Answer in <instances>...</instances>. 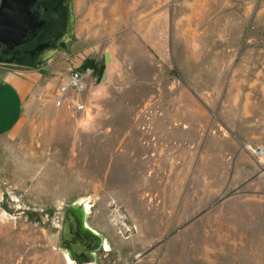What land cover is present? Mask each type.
<instances>
[{
    "label": "rangeland",
    "instance_id": "obj_1",
    "mask_svg": "<svg viewBox=\"0 0 264 264\" xmlns=\"http://www.w3.org/2000/svg\"><path fill=\"white\" fill-rule=\"evenodd\" d=\"M139 7L167 14V52L102 46L126 59L112 116L58 132L39 110L0 137V264H264V0Z\"/></svg>",
    "mask_w": 264,
    "mask_h": 264
},
{
    "label": "crops",
    "instance_id": "obj_2",
    "mask_svg": "<svg viewBox=\"0 0 264 264\" xmlns=\"http://www.w3.org/2000/svg\"><path fill=\"white\" fill-rule=\"evenodd\" d=\"M85 1V16L84 13L79 16V41L73 43L70 51L58 52L37 67L0 64V137L22 135L32 114L39 110L56 111L58 132L71 125L73 133H84L97 125L100 118L112 116L113 108L109 104L124 99L120 91L126 59H115L107 54L109 63L101 80L94 71L85 72L89 75L88 90L80 95L87 104L85 110H78L70 101L61 98L60 87L72 71L80 69L87 60L98 59L101 52L105 55L102 46H108L109 53H113L114 39L126 38L129 31H133L143 44H151L152 38L163 36V50L167 52V14L153 16L151 8L140 11L139 6H150L151 0ZM106 129L108 132L115 130L112 126Z\"/></svg>",
    "mask_w": 264,
    "mask_h": 264
},
{
    "label": "water",
    "instance_id": "obj_3",
    "mask_svg": "<svg viewBox=\"0 0 264 264\" xmlns=\"http://www.w3.org/2000/svg\"><path fill=\"white\" fill-rule=\"evenodd\" d=\"M75 0H1L0 64L46 62L75 42Z\"/></svg>",
    "mask_w": 264,
    "mask_h": 264
},
{
    "label": "built area",
    "instance_id": "obj_4",
    "mask_svg": "<svg viewBox=\"0 0 264 264\" xmlns=\"http://www.w3.org/2000/svg\"><path fill=\"white\" fill-rule=\"evenodd\" d=\"M88 73L76 69L69 75L66 83L60 87V96L63 99L70 101L72 105L78 110H85L87 104L80 96L88 90ZM59 105H62V101H59Z\"/></svg>",
    "mask_w": 264,
    "mask_h": 264
},
{
    "label": "trees",
    "instance_id": "obj_5",
    "mask_svg": "<svg viewBox=\"0 0 264 264\" xmlns=\"http://www.w3.org/2000/svg\"><path fill=\"white\" fill-rule=\"evenodd\" d=\"M1 2V0H0ZM34 66V65H29ZM37 67V66H35ZM81 71L86 72L88 70L94 71L95 76L101 80L105 74V67H101L97 60L89 59L85 62V64L80 68Z\"/></svg>",
    "mask_w": 264,
    "mask_h": 264
},
{
    "label": "flooded vegetation",
    "instance_id": "obj_6",
    "mask_svg": "<svg viewBox=\"0 0 264 264\" xmlns=\"http://www.w3.org/2000/svg\"><path fill=\"white\" fill-rule=\"evenodd\" d=\"M43 64V63H40V65ZM32 65V64H31ZM19 66V65H17ZM75 231H74V228H73V224L71 222H66L64 224V228L62 230V237L64 239V242H67V243H74L77 238H76V235H75ZM75 245V244H74Z\"/></svg>",
    "mask_w": 264,
    "mask_h": 264
},
{
    "label": "bare ground",
    "instance_id": "obj_7",
    "mask_svg": "<svg viewBox=\"0 0 264 264\" xmlns=\"http://www.w3.org/2000/svg\"><path fill=\"white\" fill-rule=\"evenodd\" d=\"M104 12V11H103ZM86 235H87V233H86Z\"/></svg>",
    "mask_w": 264,
    "mask_h": 264
}]
</instances>
